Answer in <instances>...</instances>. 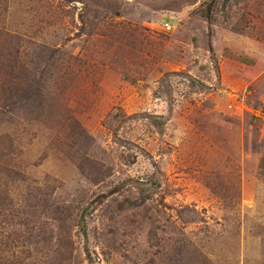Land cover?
Instances as JSON below:
<instances>
[{
  "label": "rangeland",
  "instance_id": "rangeland-1",
  "mask_svg": "<svg viewBox=\"0 0 264 264\" xmlns=\"http://www.w3.org/2000/svg\"><path fill=\"white\" fill-rule=\"evenodd\" d=\"M0 264H264V0H0Z\"/></svg>",
  "mask_w": 264,
  "mask_h": 264
},
{
  "label": "built area",
  "instance_id": "built-area-1",
  "mask_svg": "<svg viewBox=\"0 0 264 264\" xmlns=\"http://www.w3.org/2000/svg\"><path fill=\"white\" fill-rule=\"evenodd\" d=\"M165 25V27H168V25L167 24H164Z\"/></svg>",
  "mask_w": 264,
  "mask_h": 264
}]
</instances>
